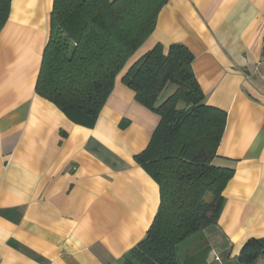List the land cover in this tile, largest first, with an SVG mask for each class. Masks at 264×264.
Returning <instances> with one entry per match:
<instances>
[{
    "label": "crops",
    "instance_id": "0c3cea01",
    "mask_svg": "<svg viewBox=\"0 0 264 264\" xmlns=\"http://www.w3.org/2000/svg\"><path fill=\"white\" fill-rule=\"evenodd\" d=\"M53 5L12 0L0 32V264H123L145 239L161 195L136 156L160 117L123 78L157 44L186 46L205 103L227 113L213 164L233 175L203 259L187 264H241L264 239V0H170L92 127L36 93Z\"/></svg>",
    "mask_w": 264,
    "mask_h": 264
},
{
    "label": "trees",
    "instance_id": "16d2710c",
    "mask_svg": "<svg viewBox=\"0 0 264 264\" xmlns=\"http://www.w3.org/2000/svg\"><path fill=\"white\" fill-rule=\"evenodd\" d=\"M170 0H54L48 44L36 93L74 123L92 127L116 78L156 28ZM12 0H0V32ZM194 56L182 44H157L128 70L123 83L160 117L147 149L136 161L159 185L161 204L141 241L123 264H179L177 249L217 225L223 192L233 170L213 164L227 113L208 106L193 73ZM169 87L173 92L160 104ZM179 103L184 108H179ZM264 239H251L237 260L253 264Z\"/></svg>",
    "mask_w": 264,
    "mask_h": 264
},
{
    "label": "rangeland",
    "instance_id": "374dc122",
    "mask_svg": "<svg viewBox=\"0 0 264 264\" xmlns=\"http://www.w3.org/2000/svg\"><path fill=\"white\" fill-rule=\"evenodd\" d=\"M172 88L173 87H169L168 89H165L162 97L168 95ZM204 247L205 241L203 240L202 232L180 244L178 248L179 264H187L190 262V255L192 252H194L196 256L194 261L200 262L203 259Z\"/></svg>",
    "mask_w": 264,
    "mask_h": 264
},
{
    "label": "built area",
    "instance_id": "2783aa9c",
    "mask_svg": "<svg viewBox=\"0 0 264 264\" xmlns=\"http://www.w3.org/2000/svg\"><path fill=\"white\" fill-rule=\"evenodd\" d=\"M0 260H1V258H0Z\"/></svg>",
    "mask_w": 264,
    "mask_h": 264
}]
</instances>
